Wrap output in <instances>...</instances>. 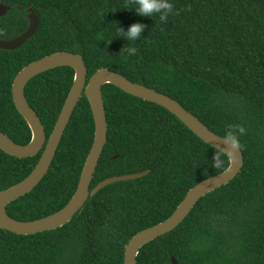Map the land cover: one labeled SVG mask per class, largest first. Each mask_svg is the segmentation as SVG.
<instances>
[{"label":"trees","instance_id":"trees-1","mask_svg":"<svg viewBox=\"0 0 264 264\" xmlns=\"http://www.w3.org/2000/svg\"><path fill=\"white\" fill-rule=\"evenodd\" d=\"M179 15L167 23L142 17L131 0H0V39L40 19L36 35L14 51L0 50V131L18 144L32 139L13 98L16 76L59 52L83 56L88 80L100 69L117 72L177 100L210 130L226 138L232 126L244 154L241 173L203 197L174 231L144 246L137 264H264V0H172ZM22 7L21 11L19 8ZM148 27L128 41L119 30ZM75 79L70 67L33 78L26 98L49 139ZM108 140L91 190L116 176L150 171L111 184L67 225L33 235L0 229V264H125V249L139 232L170 218L188 192L224 172L230 158L196 136L165 108L113 85L103 87ZM95 138L84 95L42 182L7 207L9 216L36 221L62 210L76 193ZM218 154L223 164L212 167ZM0 149V192L23 181L38 164Z\"/></svg>","mask_w":264,"mask_h":264},{"label":"water","instance_id":"water-1","mask_svg":"<svg viewBox=\"0 0 264 264\" xmlns=\"http://www.w3.org/2000/svg\"><path fill=\"white\" fill-rule=\"evenodd\" d=\"M19 9L23 10L22 7ZM9 11V7L0 4V18L5 17ZM27 18L29 20L27 30L10 40L0 39V50H17L36 35L40 27L39 16L34 10L28 9ZM58 67L72 68L75 71V79L55 128L48 139L41 118L26 98L25 89L33 78ZM105 85L116 86L129 95L165 108L201 140L230 158L229 167L224 172L193 187L170 218L139 232L130 240L125 249V264H137V257L144 246L176 230L203 197L229 184L241 173L244 166V154L240 146L231 149L229 144L225 142L226 138L210 130L198 117L166 94L132 82L127 77L106 68L100 69L88 80V68L83 56L80 54L59 52L46 56L26 66L14 80L12 87L14 103L30 127L32 139L28 144L21 145L0 131V149L10 156L21 159L35 157L41 152L42 156L28 177L0 192V229L19 235H33L56 230L70 223L83 208L89 197L95 196L105 187L118 182L136 180L149 174L150 171H145L111 177L100 182L91 190L99 161L108 140L109 125L103 99V87ZM84 95L88 99L93 113L95 138L85 162L76 193L62 210L45 218L30 222H22L11 218L7 212L9 204L31 193L49 173L72 116ZM172 264L179 263L175 258H172Z\"/></svg>","mask_w":264,"mask_h":264},{"label":"clouds","instance_id":"clouds-1","mask_svg":"<svg viewBox=\"0 0 264 264\" xmlns=\"http://www.w3.org/2000/svg\"><path fill=\"white\" fill-rule=\"evenodd\" d=\"M134 5L132 10H135L136 14L142 17L158 16L161 23H167L170 15H179V12L175 10L172 0H131ZM148 26L146 24L137 22L129 26L127 30L119 28L121 32L125 34V38L128 41H136L141 38L145 29ZM246 133V129L243 126H232L227 132L225 142L229 144L231 149L238 148L239 136ZM223 161L218 154L212 157V167L220 168Z\"/></svg>","mask_w":264,"mask_h":264}]
</instances>
